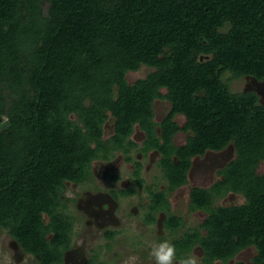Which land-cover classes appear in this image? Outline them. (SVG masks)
Masks as SVG:
<instances>
[{
  "label": "trees",
  "instance_id": "1",
  "mask_svg": "<svg viewBox=\"0 0 264 264\" xmlns=\"http://www.w3.org/2000/svg\"><path fill=\"white\" fill-rule=\"evenodd\" d=\"M142 66L151 70L129 83L126 74ZM226 73L264 80V0H0V228L39 264L60 263L72 229L66 183L86 180L91 162L113 151L130 161L137 123L139 151L159 153L167 181V191L147 186L146 220L164 210L172 230L183 219L167 196L187 183L192 158L235 150L211 187L191 188L189 209L207 213L204 233L175 239L176 255L198 244L204 264H247L227 260L253 245L250 264H264V104L254 91H232ZM155 99L170 103L158 124ZM178 131L191 132L182 145L173 143ZM228 192L244 202L214 204Z\"/></svg>",
  "mask_w": 264,
  "mask_h": 264
},
{
  "label": "rangeland",
  "instance_id": "2",
  "mask_svg": "<svg viewBox=\"0 0 264 264\" xmlns=\"http://www.w3.org/2000/svg\"><path fill=\"white\" fill-rule=\"evenodd\" d=\"M150 70L142 66L138 71L128 72L126 79L133 83L145 77ZM223 79L234 92H256L259 102L264 104V80L258 81L251 77L232 79L228 73L224 74ZM153 107L164 114L169 105L166 101L156 100ZM68 119L83 127L76 114H69ZM177 120L182 125V117H178ZM112 133L113 119L109 117L103 126V139L110 138ZM186 136L187 133H177L174 136V143L183 144ZM133 137L141 139L140 136L137 138V134ZM234 157V147L229 144L220 151L209 150L192 158L187 174L188 183L169 195L171 211L183 217L185 222L184 228L172 233L163 226L165 215L162 212L155 214L154 221H145L150 199L147 186L163 190L166 188V180L162 176L158 164L159 155L156 152H149L143 156L140 152L133 151L131 162H127L123 155L113 151L107 161H94L88 179L78 184L66 183L64 196L70 200L67 201L64 210L72 222L71 244L64 254L67 255L66 261L59 264H154L150 255L153 244L164 240L170 242L186 228L198 226L206 216L203 211H189L190 187H209L219 178L218 171ZM134 161L142 163L139 171V177L143 179L141 185L132 182ZM258 170L259 173L263 172L264 166L261 164ZM126 188H131L134 192L126 196L121 195L119 190ZM243 200L238 194H227L224 198L215 199L214 204H241ZM44 219L47 220V217ZM107 230L114 231V236L107 237L105 235ZM254 254L255 250L249 248L231 261H249ZM188 256H195L198 264H202L199 247L193 248ZM38 261V258L20 248L7 229L0 228V264H39Z\"/></svg>",
  "mask_w": 264,
  "mask_h": 264
},
{
  "label": "flooded vegetation",
  "instance_id": "3",
  "mask_svg": "<svg viewBox=\"0 0 264 264\" xmlns=\"http://www.w3.org/2000/svg\"><path fill=\"white\" fill-rule=\"evenodd\" d=\"M140 69V68H139ZM138 69V70H139ZM137 70V71H138ZM146 76V75H145ZM140 79V78H139ZM138 80V79H137ZM134 83V82H133ZM161 92H163V93H165L166 92V89L163 87V88H161ZM156 100H163V101H166L167 103H168V105H169V107H168V109H167V111L169 110V108H170V103L167 101V100H165V99H155L154 101H153V104H154V102L156 101ZM153 104H152V106H153ZM166 111V112H167ZM166 112L164 113V114H162V113H160V112H158V111H156L155 109H154V107H153V120H154V122L156 123V124H158V123H160L161 121H162V119L164 118V116H165V114H166ZM178 117H182V119H183V121H182V125H180V123L178 122V120H177V118ZM109 119V118H108ZM107 119V120H108ZM106 120V121H107ZM173 120L179 125V126H183L184 124H185V116L184 115H182V114H177V115H175V117L173 118ZM105 121V122H106ZM105 124V123H104ZM104 124H103V126H104ZM113 127H114V120H113ZM156 132L158 133L159 132V126H156ZM179 132H184V133H187V136L191 133L190 131H178L177 133H179ZM176 133V134H177ZM113 134V133H112ZM134 134L136 135L137 134V138H138V136H140L141 137V139H140V141H138L137 139H135L133 136H134ZM175 134V135H176ZM174 135V136H175ZM174 136H173V143H174ZM187 136H186V138H187ZM129 139L130 140H132L135 144H136V146L135 147H133L132 148V150L130 151V156H131V153L133 152V151H138V152H140L143 156H146L149 152H156L158 155H159V153L156 151V150H154V149H152V150H149L147 153H146V155H144L141 151H139V147L142 145V143H143V141H144V139H145V134H144V132H143V130H141L140 128H139V125L137 124V123H135L134 125H133V132L130 134V136H129ZM185 142H186V140H185ZM184 142V143H185ZM183 143V144H184ZM175 144V143H174ZM176 145V144H175ZM180 145H182V144H180ZM209 151V150H208ZM116 152H119L121 155H123L124 156V159H125V154H123L122 152H120V151H116ZM111 156V155H110ZM110 156H109V158H110ZM198 156V155H197ZM195 157V156H194ZM159 158H160V155H159ZM108 159V158H107ZM107 159H105L106 161H107ZM96 160H103V159H95V160H93L92 162H91V167H92V164L94 163V161H96ZM109 161V160H108ZM126 161V160H125ZM127 162H131V160L130 161H127ZM135 162V161H134ZM134 162H133V165H134V170H135V164H134ZM158 162H159V159H158ZM140 164H141V166H142V163L140 162ZM191 164H192V160H191ZM91 167H90V171H91ZM191 167V166H190ZM190 169V168H189ZM259 169V168H258ZM133 170V171H134ZM133 171H132V174H133V179H132V182L133 183H135V184H137V182L135 181V178H134V173H133ZM139 171H140V169H139ZM189 171V170H188ZM258 172H259V170H258ZM91 173V172H90ZM187 174H188V172H187ZM219 175V174H218ZM90 176V175H89ZM219 178H220V176H219ZM218 178V179H219ZM88 179V178H87ZM85 181V180H84ZM84 181H82V182H84ZM82 182H80V183H82ZM215 182V181H214ZM213 182V183H214ZM68 183H71V182H68ZM187 183H188V175H187ZM186 183V184H187ZM213 183L209 186V187H211L212 185H213ZM73 184H75V183H73ZM138 185V184H137ZM185 185V184H184ZM148 186H150V185H148ZM183 186V185H182ZM153 188H154V186H152ZM181 187V186H180ZM193 187H200V186H192V187H190V189H189V194H190V190H191V188H193ZM209 187H206V188H209ZM179 188V187H178ZM200 188H204V187H200ZM126 189H128V188H126ZM126 189H120V190H126ZM131 189V188H130ZM167 189V181H166V188L164 189L165 191H167L166 190ZM177 189V188H176ZM131 190H133V189H131ZM158 190V189H157ZM159 190H163V189H159ZM175 190V189H174ZM174 190H172L171 192H169L168 193V196H167V198H168V203H169V212L170 213H172V214H175L174 212H172L171 211V209H170V201H169V195L174 191ZM134 192V190L131 192V193H133ZM131 193H128V194H126V195H129V194H131ZM112 194H113V192H112ZM115 194V193H114ZM227 194H237V193H232V192H228ZM226 194V195H227ZM122 195V194H121ZM125 195V196H126ZM226 195L225 196H223L222 198H224V197H226ZM238 195H240V194H238ZM241 196V195H240ZM68 199V201L70 200L69 198H67ZM221 199V198H220ZM244 199V198H243ZM243 202H244V200H243ZM242 202V203H243ZM149 203V202H148ZM189 205H190V196H189ZM147 209H148V204H147ZM189 211L190 212H195V211H203V210H200V209H196V210H190L189 209ZM148 212H149V209H148ZM148 212H147V214H148ZM160 212H162V213H164V218H163V221H162V223H163V226L169 231V232H177V230H179V229H181V228H184V226H185V222H184V219H183V217H181V216H179V215H177V214H175L176 216H178V217H181L182 219H183V225L181 226V227H179V228H177V229H175V230H172V229H169V228H167L165 225H164V220L167 218V212L166 211H164V210H158V211H156L155 213H154V220H155V214H158V213H160ZM203 212H205V211H203ZM205 214L207 215V213L205 212ZM205 218H206V216H205ZM205 218H204V220H205ZM147 219V216H146V218H145V221H147L146 220ZM203 220V221H204ZM202 221V222H203ZM202 222H200V224L202 223ZM200 224L198 225V226H196V227H190V228H186V230L181 234V235H178V236H175V237H173L171 240H170V243H172L173 244V241L175 240V239H177V238H180V237H182L185 233H187V232H192L193 230H196V229H198L199 231H201L202 233H204V230L201 228V226H200ZM107 231H112V230H107ZM106 231V232H107ZM106 232H105V235H106ZM114 232V231H113ZM112 236H114V233H113V235ZM111 236V237H112ZM70 244H71V237H70ZM70 244H69V246H68V248L67 249H65L64 250V252H63V255H62V259H61V261H60V263H64L65 261H66V257H67V255H64L65 254V252L66 251H68V249L70 248ZM199 247L200 248V250H201V262H202V264H204V262H203V252H202V249H201V247H200V245H198V244H196V245H194L192 248H191V250H189L188 252H186V253H183L181 256H183V258H186V257H188V255L190 254V252L192 251V249L193 248H195V247ZM249 248H251V249H253V250H255V254H256V249H255V247L253 246V245H249V246H247V247H245V248H243V249H241L240 251H238L232 258H229L227 261L228 262H231V263H233V261H231V260H233L238 254H240L242 251H244V250H246V249H249ZM255 254L253 255V257L255 256ZM176 257H177V260H180V259H182V258H179V256H177L176 255ZM253 257L249 260V261H243V260H240L239 262H252V259H253ZM234 262H237V261H234ZM39 263V262H38ZM78 263H79V261H78ZM250 263H247V264H250ZM57 264H59V263H57Z\"/></svg>",
  "mask_w": 264,
  "mask_h": 264
},
{
  "label": "clouds",
  "instance_id": "4",
  "mask_svg": "<svg viewBox=\"0 0 264 264\" xmlns=\"http://www.w3.org/2000/svg\"><path fill=\"white\" fill-rule=\"evenodd\" d=\"M154 264H198L195 256L177 260L175 246L167 240L155 243L150 248Z\"/></svg>",
  "mask_w": 264,
  "mask_h": 264
},
{
  "label": "water",
  "instance_id": "5",
  "mask_svg": "<svg viewBox=\"0 0 264 264\" xmlns=\"http://www.w3.org/2000/svg\"><path fill=\"white\" fill-rule=\"evenodd\" d=\"M208 58H209V56H207V55H201V56H200V59H201V60H203V59H208ZM200 93H201V95H204V94H205V92H203V91H201Z\"/></svg>",
  "mask_w": 264,
  "mask_h": 264
}]
</instances>
